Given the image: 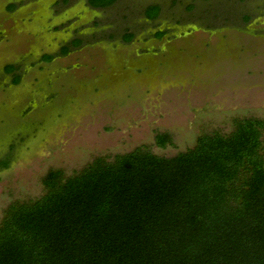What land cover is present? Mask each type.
Returning <instances> with one entry per match:
<instances>
[{"label": "rangeland", "instance_id": "1", "mask_svg": "<svg viewBox=\"0 0 264 264\" xmlns=\"http://www.w3.org/2000/svg\"><path fill=\"white\" fill-rule=\"evenodd\" d=\"M56 2L0 0V220L44 193L49 169L70 176L137 147L170 157L264 119V0ZM73 38L80 47L39 64ZM9 64L22 67L15 84ZM157 133L173 144L158 147Z\"/></svg>", "mask_w": 264, "mask_h": 264}, {"label": "trees", "instance_id": "2", "mask_svg": "<svg viewBox=\"0 0 264 264\" xmlns=\"http://www.w3.org/2000/svg\"><path fill=\"white\" fill-rule=\"evenodd\" d=\"M155 144L173 142L157 133ZM41 182L42 195L5 208L0 264H264V119H236L170 157L137 147L70 176L49 169Z\"/></svg>", "mask_w": 264, "mask_h": 264}, {"label": "flooded vegetation", "instance_id": "3", "mask_svg": "<svg viewBox=\"0 0 264 264\" xmlns=\"http://www.w3.org/2000/svg\"><path fill=\"white\" fill-rule=\"evenodd\" d=\"M118 1V0H117ZM117 1H115L113 4H111L110 6H107V7H111V6H114L116 3H117ZM63 3V2H66V0H57V2L56 3ZM86 3H87V5H89L91 8H95V9H100V8H106V7H94V6H91L90 4H89V0H86ZM20 4L21 3H19L17 6H20ZM22 5V4H21ZM151 5H154V4H151ZM160 7V6H159ZM148 8V6L145 8V10ZM14 9H16V7L14 8V6L12 7V9H11V11H13ZM159 13H160V10H159ZM144 14H145V12H144ZM158 16H159V14H158ZM157 16V17H158ZM157 17H155V18H153V19H150V18H148L146 15H145V18L146 19H148V20H155ZM158 32H161V35H159V38H162L165 34H167V32H163L162 30H157V32L156 33H158ZM132 33V32H131ZM133 33H132V38H133ZM131 38V39H132ZM75 39H77V38H73V39H71V40H69L68 41V43H66V44H64V45H62L61 46V48L59 49V54H53V52L52 53H49L48 55L50 56V59H48V60H45L43 57L41 58V60L39 61V64H43V63H49V62H51L52 60H53V58H55V57H57V56H59V55H61L60 53V50L62 49V47H67L68 48V50H67V52L65 53V54H62L63 56L64 55H66V54H68L71 50H73V49H76V48H78V47H80V45L81 44H78V45H73V41L75 40ZM130 39V40H131ZM129 40V41H130ZM80 43H82V41H80ZM13 65V64H12ZM7 66V65H6ZM6 66H5V68H6ZM15 66V65H14ZM16 68H15V70L13 71V72H11V73H8V74H11L12 75V77H13V74H15V72L16 71H19V70H22V67L21 66H19V68L17 67V66H15ZM6 72V71H5ZM7 73V72H6ZM17 74V73H16ZM20 75V77H19V79L22 77V74H19ZM13 84H15V83H13Z\"/></svg>", "mask_w": 264, "mask_h": 264}, {"label": "crops", "instance_id": "4", "mask_svg": "<svg viewBox=\"0 0 264 264\" xmlns=\"http://www.w3.org/2000/svg\"><path fill=\"white\" fill-rule=\"evenodd\" d=\"M154 5H157V6H159L158 4H154Z\"/></svg>", "mask_w": 264, "mask_h": 264}]
</instances>
